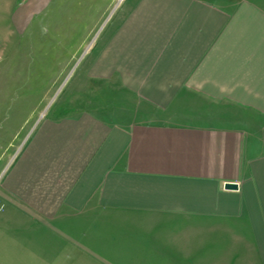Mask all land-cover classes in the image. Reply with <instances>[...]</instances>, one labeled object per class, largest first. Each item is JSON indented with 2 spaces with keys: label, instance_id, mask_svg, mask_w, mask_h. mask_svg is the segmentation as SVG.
<instances>
[{
  "label": "crops",
  "instance_id": "1",
  "mask_svg": "<svg viewBox=\"0 0 264 264\" xmlns=\"http://www.w3.org/2000/svg\"><path fill=\"white\" fill-rule=\"evenodd\" d=\"M81 88L7 173L13 211L136 234L137 264H264V0H134Z\"/></svg>",
  "mask_w": 264,
  "mask_h": 264
},
{
  "label": "rangeland",
  "instance_id": "2",
  "mask_svg": "<svg viewBox=\"0 0 264 264\" xmlns=\"http://www.w3.org/2000/svg\"><path fill=\"white\" fill-rule=\"evenodd\" d=\"M133 1L0 0V264L139 262L122 259L130 240L138 244L136 234L124 238L118 228L112 229L116 236L82 234L67 225L60 227L61 238L13 211L3 194L6 175L35 126L55 108L83 103V70Z\"/></svg>",
  "mask_w": 264,
  "mask_h": 264
},
{
  "label": "built area",
  "instance_id": "3",
  "mask_svg": "<svg viewBox=\"0 0 264 264\" xmlns=\"http://www.w3.org/2000/svg\"><path fill=\"white\" fill-rule=\"evenodd\" d=\"M226 184H232V185H234V187H235L234 189H236V190H238V188H239L238 183H236V182L226 183ZM226 184H224V188H225Z\"/></svg>",
  "mask_w": 264,
  "mask_h": 264
},
{
  "label": "water",
  "instance_id": "4",
  "mask_svg": "<svg viewBox=\"0 0 264 264\" xmlns=\"http://www.w3.org/2000/svg\"><path fill=\"white\" fill-rule=\"evenodd\" d=\"M225 188H235L232 184H226Z\"/></svg>",
  "mask_w": 264,
  "mask_h": 264
}]
</instances>
